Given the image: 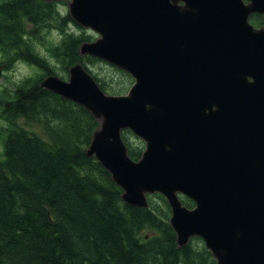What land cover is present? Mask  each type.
<instances>
[{
	"label": "water",
	"instance_id": "1",
	"mask_svg": "<svg viewBox=\"0 0 264 264\" xmlns=\"http://www.w3.org/2000/svg\"><path fill=\"white\" fill-rule=\"evenodd\" d=\"M246 1L70 0L72 21L99 35L79 53L133 84L106 95L80 64L40 84L99 121L87 155L123 202L164 197L178 247L198 238L215 264H264V30L248 22L264 0ZM124 130L144 143L137 161Z\"/></svg>",
	"mask_w": 264,
	"mask_h": 264
},
{
	"label": "trees",
	"instance_id": "2",
	"mask_svg": "<svg viewBox=\"0 0 264 264\" xmlns=\"http://www.w3.org/2000/svg\"><path fill=\"white\" fill-rule=\"evenodd\" d=\"M55 13L53 3L42 0H2L0 47L26 45L17 60L37 66L45 76L63 78L23 41L54 28L63 38L48 51L61 72L81 64L101 91L124 94L133 84L131 77L111 66L122 82L106 85L89 69L101 61L78 53L87 38L64 34V26L73 21ZM252 23L264 21L256 15ZM38 81L24 79L13 96L0 101L5 124L0 129V264H215L198 238L178 247L164 197L147 195L144 209L123 202L109 172L87 155L98 121ZM18 119L40 126L43 138L18 125ZM132 136L128 130L121 133L128 157L137 161L144 148ZM179 200L186 208L194 206L185 197Z\"/></svg>",
	"mask_w": 264,
	"mask_h": 264
},
{
	"label": "rangeland",
	"instance_id": "3",
	"mask_svg": "<svg viewBox=\"0 0 264 264\" xmlns=\"http://www.w3.org/2000/svg\"><path fill=\"white\" fill-rule=\"evenodd\" d=\"M1 2H2V0H0V4H1ZM43 2H45V1H43ZM69 2H70V0H58L57 2H47V3H53L54 10L57 12L55 14L60 19H62L66 14L69 15V8H68ZM64 32H65L64 34H66L68 36L69 35L77 36V37H80L81 35L85 36L87 38V41L84 43H93L99 39L98 34L94 33L90 29L78 26L74 22L71 25H68V24L65 25L64 26ZM38 37H40V38L36 39V40H34V39L29 40L27 37H24L23 41H25V43L28 44L27 46H30L32 48L33 53L35 55H37L38 58H40L44 61L46 59L48 61V63L52 67H54V69L58 73H60V76L63 77V78H60V77L56 76L57 78L64 80V81H67L69 78V70L71 67H69L67 69V71L61 72L59 70L60 65H58L56 63V61L50 56L49 51H48V48L50 46L57 45L62 40V38H63L62 34L54 28H47L44 30H40ZM25 47H26V45H23V44H21V46L18 48V50L15 47L7 45V44L4 47H0V69H1L0 101H5L6 98H9L8 96H13L15 89L20 85L21 81H23L24 79H37V80H39L38 82H39V86H40L41 82L47 77V76H45L44 73L40 72L39 69H37V66L32 65V64H27L20 59L17 60V58L15 57L16 53L18 51L19 52L24 51ZM78 53H79V51H78ZM79 55L82 57L83 56H89V55L80 54V53H79ZM89 57H92V56H89ZM95 59H97V58H95ZM97 60H99V59H97ZM99 61H101V62H98V63L93 64V65H89V69L94 74L99 75L98 77H102L104 79L106 85H109V86H113V84L120 85L122 82V76L118 72L115 71V69L113 68L114 66L111 67L112 65L108 64L107 62H104L102 60H99ZM81 67L83 68L82 65H81ZM128 90L129 89H127V91L122 95H125L128 92ZM106 95L114 96V95H111L108 93ZM0 106H1V104H0ZM16 123H18V125L23 127L29 133L43 138V133H42V129L40 128V126L34 125V124H30V125L26 124L25 121H23L21 119L16 120ZM98 123H99V121H98ZM3 126L5 127V124L0 119V129ZM6 127H7V125H6ZM98 128H99V126H98ZM1 135H2V133H0V138H1ZM132 137L135 138L134 136H132ZM142 144H143V148H144V143L142 142ZM1 159H2V144H1V139H0V161H1ZM146 199H147V197H146ZM170 216H171V214H170ZM149 234L150 233L147 232V235H145V237L148 238ZM192 239H194V238H192ZM192 239H190L189 242Z\"/></svg>",
	"mask_w": 264,
	"mask_h": 264
},
{
	"label": "flooded vegetation",
	"instance_id": "4",
	"mask_svg": "<svg viewBox=\"0 0 264 264\" xmlns=\"http://www.w3.org/2000/svg\"><path fill=\"white\" fill-rule=\"evenodd\" d=\"M256 15L258 16H261L262 17V20L264 21V17L262 15H259V14H252L249 16V22L250 24H252V26L255 28V29H263L264 30V24L263 25H260L259 23H252V18L255 17ZM258 25V26H257Z\"/></svg>",
	"mask_w": 264,
	"mask_h": 264
}]
</instances>
